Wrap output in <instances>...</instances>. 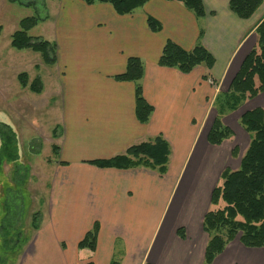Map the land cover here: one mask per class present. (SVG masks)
<instances>
[{
	"label": "crops",
	"instance_id": "crops-1",
	"mask_svg": "<svg viewBox=\"0 0 264 264\" xmlns=\"http://www.w3.org/2000/svg\"><path fill=\"white\" fill-rule=\"evenodd\" d=\"M46 2L39 37L57 46L52 67L59 82L54 110L59 154L51 163L44 220L30 248L40 250L38 264H203L210 240L203 221L213 191L227 168L239 169L250 145L240 119L264 109V93L245 100L236 112L222 115L233 137L219 146L208 142L217 102L257 47L264 0L248 20L231 11L230 0H203V18L168 0H149L130 15H119L108 4ZM149 18L159 22V32L151 30ZM168 41L186 51L205 47L214 67L184 74L160 66ZM130 58L144 66L140 84L154 109L146 124L137 118L135 83L115 79L125 73ZM159 136L171 147L163 175L91 164ZM96 223V251H79ZM246 261L264 264V248L235 240L213 264H251Z\"/></svg>",
	"mask_w": 264,
	"mask_h": 264
},
{
	"label": "trees",
	"instance_id": "trees-1",
	"mask_svg": "<svg viewBox=\"0 0 264 264\" xmlns=\"http://www.w3.org/2000/svg\"><path fill=\"white\" fill-rule=\"evenodd\" d=\"M87 5L108 4L119 15H130L143 7L149 0H81ZM183 4L193 12L197 18L206 16L203 0H168ZM263 0H230L231 11L239 18L250 19ZM44 18L28 17L20 22V29L12 35L11 45L18 50H32L40 53L43 62L54 66L57 62V46L40 37H32L29 32L34 29L39 21ZM149 27L155 33L161 30V25L153 18L148 20ZM3 27L0 25V37ZM258 36L257 47L245 58L241 69L233 79L229 91L217 103L218 116L208 135L211 145L219 146L233 137V131L224 125L222 115L236 111L247 99H253L264 93V20L256 29ZM159 65L167 68L178 69L184 74L191 73L199 66L206 67L209 71L215 65V58L203 46L198 45L191 51H186L172 41H168L163 49ZM144 76V66L140 59L130 58L124 74L115 79L124 82H133L136 85V114L140 123L149 122L153 107L145 100L143 87L140 84ZM209 78V74L205 79ZM22 87H29L36 94L44 90L41 78L29 82L28 74L23 73L18 77ZM241 126L250 135V145L241 158L240 167L233 171L227 168L221 176V182L214 189L211 198V209L203 221L204 231L210 240L206 247L203 264H213L230 242L239 240L247 248H264V109L258 108L248 111L240 119ZM55 132V131H54ZM57 138V134L53 135ZM53 151L58 155L59 147L53 146ZM233 155L238 156L237 148ZM171 156L169 143L161 136L152 141L140 143L130 147L124 154L109 160H99L91 164L99 168L136 169L145 168L165 174ZM19 160L17 134L7 123H0V239L4 259L5 254L19 249L22 241L17 238L16 227L10 220L12 204L10 196L15 187L1 180L4 174L5 163H17ZM38 231L41 225L36 218L32 225ZM99 225L85 235L78 244L79 251L95 252ZM179 235L185 238L183 230ZM16 239V241H13ZM13 243V245H12ZM12 247L10 248V246ZM5 252V253H4ZM84 264H93L87 261ZM112 264H118L114 261Z\"/></svg>",
	"mask_w": 264,
	"mask_h": 264
},
{
	"label": "rangeland",
	"instance_id": "rangeland-1",
	"mask_svg": "<svg viewBox=\"0 0 264 264\" xmlns=\"http://www.w3.org/2000/svg\"><path fill=\"white\" fill-rule=\"evenodd\" d=\"M45 2L0 0V25L3 27L0 37V123L11 125L16 132L19 150L17 163L4 164L1 180L15 187L10 196L12 213L9 217L17 234L22 232L17 235L22 241L20 248L5 254L4 259L0 239V264H38L39 248L30 249L36 234L32 225L36 217L40 225L44 220L46 201L50 197L51 163L58 157L53 151L56 144L53 135L58 133L54 110L59 82L55 78V69L43 62L40 53L18 50L11 45L12 35L20 29L21 20L33 16L44 18ZM43 28L45 25L41 20L29 35L39 37L44 33ZM23 73L28 74L30 83L41 78L44 87L41 94L21 86L18 77ZM2 217L1 213L0 220ZM248 263L252 264L251 261Z\"/></svg>",
	"mask_w": 264,
	"mask_h": 264
}]
</instances>
